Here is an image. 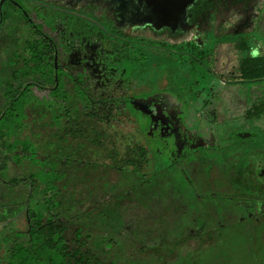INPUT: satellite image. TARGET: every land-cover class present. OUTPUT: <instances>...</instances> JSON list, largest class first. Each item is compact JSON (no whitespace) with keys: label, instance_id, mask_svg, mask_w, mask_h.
<instances>
[{"label":"rangeland","instance_id":"obj_1","mask_svg":"<svg viewBox=\"0 0 264 264\" xmlns=\"http://www.w3.org/2000/svg\"><path fill=\"white\" fill-rule=\"evenodd\" d=\"M33 1L35 3L26 4V7L33 8L34 5L39 15L48 11L56 15V18L68 20L71 25H83L97 34H103L105 29L102 28V24L106 26L103 20L85 11L68 10L61 6L66 5L69 9L86 7L119 27L122 36L138 37L135 40L141 47L131 46V51L135 50V53L132 51L133 58L138 59L136 62L139 67L133 62L131 64L140 69V72L144 70L142 74L144 78L138 83L132 96L125 101V114L122 117L124 120L109 127L89 122V126L93 125L101 133L104 142L108 137L118 143L121 142L119 138L121 135L130 136L135 132L138 136L141 135L139 139L146 140L151 153L148 170L169 165L177 160L185 161L199 150H205L213 159L212 164L204 166V169L209 168L208 173L198 171L195 174L199 200L194 194L186 191L180 194L168 193L167 196L173 203L171 208H182L181 211L184 213L178 215L177 220H173L172 215L165 214L163 225L166 224V228L160 226L161 220L160 225L157 224L154 239L147 240L145 245L140 247L146 252L135 254L133 259L125 256L122 263L145 264L148 261L147 264H264V186L258 181H252V185L242 174L240 168L246 164L245 152L230 156L231 151L225 150L226 146L233 142V137H229L230 131H233L232 135L237 134L236 130L242 133L254 132L258 135L264 133V118L254 123L238 118L242 116L243 108L249 101L239 98L256 95L257 91L253 92V88L264 87V80L248 82L237 77L239 58L264 54V0H196L187 9V24L184 26L178 24L174 27L121 23L112 5L105 0H43L54 5L46 2L36 4L38 0ZM19 2L21 3V0ZM241 20L244 21L243 24H239ZM234 24H237L239 31L250 35L253 53L231 52L223 43L218 48L214 32L227 29ZM12 27L14 26L9 22H4L0 26V115L10 97L16 94V87L20 84L13 80L11 73L14 66L10 64L19 55L10 41L13 32L9 28ZM166 45L175 47L167 49ZM192 45L196 49H191ZM182 50L195 55L203 51L206 55L205 65L199 67L190 56L188 58V55L182 56L176 52ZM225 83H231L230 87L235 86L237 92H234V88L226 87ZM39 86L36 89L43 92L42 88L45 86L41 88ZM36 89L28 88V91L21 95L20 100L27 113L21 130H15L18 134L11 131V135L17 137L20 144L12 152L7 153L9 160L5 161V164L9 166L6 165L7 171L0 172L4 179L22 177L27 174L28 169L33 170L36 166L41 169L43 166L41 162L51 164L54 159L59 160L63 154L56 135L49 141L52 137L49 133L60 131L62 127L66 128L62 116L66 106H63L59 90L56 91L57 96L48 98L36 94ZM231 98L236 99L234 104L230 103ZM209 108H212V114L208 113ZM169 118L170 121L179 120L178 127L168 122ZM20 122H14L13 127H17ZM44 124L45 130L42 128ZM255 141L256 139H253L248 143L253 147ZM181 143L185 147L183 152L179 151ZM258 143L264 147L262 140H258ZM87 148L92 150L89 144ZM67 149L69 150L68 147ZM175 149L178 151H174ZM22 150L26 155L24 167L23 164L16 163L17 156H20L16 152L20 153ZM91 156L84 155L86 161H93ZM73 157L74 167L82 166L76 163L78 157L76 153ZM90 168L93 171V167ZM185 169L189 172L188 164L185 165ZM42 179H45L44 175L40 177V181ZM5 196L9 202L17 198L12 192ZM155 202L161 204L160 200ZM250 205L255 206L254 213L249 212ZM139 206L138 204L137 207ZM7 211V227H14L16 231L24 230V218L15 220L12 226L9 220L12 218L10 214L13 209ZM187 215H196L192 219L198 218L195 220L197 223L202 221L203 226L195 227V230L211 231L208 237L211 238V243L201 244L199 240L191 243L184 239L177 243L162 241L163 238L170 240L177 237L172 233L183 224L182 218ZM4 225L3 223L0 227L4 228ZM162 231L166 233H161Z\"/></svg>","mask_w":264,"mask_h":264},{"label":"trees","instance_id":"obj_2","mask_svg":"<svg viewBox=\"0 0 264 264\" xmlns=\"http://www.w3.org/2000/svg\"><path fill=\"white\" fill-rule=\"evenodd\" d=\"M19 1L6 0L1 6L0 26L4 22L14 26L9 28L13 32L10 41L19 55L10 65L14 66L11 70L13 80L20 84L0 115V172L7 171V153L20 144L11 131L15 133L23 127L27 109L23 108L20 98L28 88H35L34 84L57 85L46 96L55 97L59 90L63 106H66L62 113L66 128L49 133L53 137L49 141L56 135L60 142L63 154L59 160L54 159L51 164L41 162V169L38 166L28 169L26 175L18 178L4 179L0 174V225L5 224L4 228L0 227V264H123L125 256L133 259L135 254L145 251L140 247L154 239L161 220L159 225L166 228V224L163 225L165 214L177 220L178 215L184 213L182 208H171L173 203L167 194L186 191L199 200L195 174L198 171L208 173L209 168L204 169L205 163L200 169L190 167L186 172L183 165L173 162L148 170L151 153L146 140L139 139L141 135L136 132L130 136L121 135L123 143L110 137L104 142L101 133L93 125L89 126L90 121L109 127L124 120V104L119 100L138 87V79L133 75L137 73L131 66L127 50L130 44L137 42L136 37H127L121 44L117 40L108 42L117 49L116 56L119 50H123L121 53L127 50L126 59H122L124 83L107 79L111 74H105L100 60L96 66L89 60L83 65L73 64V71L66 73L61 62L70 56L71 45L79 48L81 44L94 42L99 47L109 35L97 34L83 25H71L68 20L56 18L48 11L39 15L34 5L27 8L29 2ZM251 40L249 34L237 30H222L215 35L216 44L223 43L236 53H253ZM54 46L58 52L54 51ZM136 60L132 62L139 65ZM110 61L112 57L104 63L113 65ZM237 71V77L243 81L264 80V54L239 58ZM36 92L41 94L37 89ZM263 112L264 101L255 104L249 116L252 118ZM16 121L21 122L13 127ZM42 128L45 130L46 125ZM87 144L92 146L91 151ZM16 153L20 155L17 165L23 164L24 150ZM74 153L78 155L75 162L82 165L77 168L72 162ZM85 154L92 155L94 160L86 161ZM42 175L45 179L40 181ZM8 192L15 193L17 198L9 202L5 196ZM157 200L161 204L155 202ZM8 209H13L10 224L13 226L15 220L23 217L24 230L7 227ZM193 216L196 217L182 218L183 224L172 233L177 237L162 241L177 243L184 239L191 243L196 240L201 244L211 243L208 238L211 231L195 230L203 225L202 221L195 222L198 218L193 220Z\"/></svg>","mask_w":264,"mask_h":264},{"label":"flooded vegetation","instance_id":"obj_3","mask_svg":"<svg viewBox=\"0 0 264 264\" xmlns=\"http://www.w3.org/2000/svg\"><path fill=\"white\" fill-rule=\"evenodd\" d=\"M6 0H0V2H2L1 6H3V4L5 3ZM12 3H15L16 0H9ZM29 3H35V1L33 0H25ZM108 1L112 7H113V11L116 13V17L118 19V21H120L121 23H129L131 25H146V24H150L153 27H161V22L159 21V19H155L153 18L152 20H150L149 18H152V16H148L149 11L147 9H145L144 7H142V5H137L136 2H130L129 0H105ZM37 2V0H36ZM41 2H46L48 4L54 5V3L52 2H48V1H43V0H38V2L36 4H42ZM65 7L68 10H82L85 11L87 13L92 14L93 16H95L96 18H100L101 20L104 21L106 26H103L102 24V28L104 27L105 29V34H108V38H106L104 41L102 40L100 45H98L99 47H97L94 42L90 45H84L81 44V46L79 48H76V45H71L70 46V56L66 57L65 60L63 62H61V66H63L64 71L66 73H70L73 71L72 67L73 64L75 66H79L80 64L83 65L86 64L89 61H92L93 64L96 66L99 62V60L101 61V65L100 67L104 70L105 74H111L110 76H108L107 79L109 80H113L115 83H122L123 82V76L125 74V69H124V63H122V59H126L124 57L125 52L128 50V54H129V61L132 63L133 55L135 53V50L133 49L132 51L134 53H132L131 51V46L134 48L137 47H141L140 44L137 43H132L130 44V47L125 51L122 52L123 50H119V54L116 56L115 54H117L115 51H117V49H115V47L112 45H110L108 42H115L117 40L118 44H121L123 41L126 40L127 37H136V36H129V35H124L122 36L121 31L119 29V27H117L115 24L113 25V23L104 20L102 17L97 16L93 11L88 10L86 7H81L79 9H69L66 5H62L61 7ZM64 11V10H63ZM2 15V14H1ZM133 19V21L131 22L129 19ZM2 23V21H1ZM158 23H160V25H158ZM244 21H239V24H243ZM100 24V26H101ZM174 26L178 25L176 23L173 24ZM108 26V27H107ZM173 27V26H172ZM101 28V29H102ZM103 29V30H104ZM231 31V30H238V26L237 24L232 25L231 27L227 28V29H220V30H216L214 32V40H215V35L218 34L219 31ZM116 32V33H115ZM241 33H244L242 31H240ZM118 33V34H117ZM246 34H248L247 32H245ZM138 38V37H136ZM143 41V40H142ZM165 43V42H163ZM189 45L191 43H188ZM218 48H220V46H222V44H217ZM225 45V44H224ZM170 47H173L174 45H169ZM227 46V45H225ZM228 47V46H227ZM165 48V47H164ZM186 48V47H185ZM191 49H196L195 46H190ZM222 48V47H221ZM54 51H57V48L54 46ZM81 49V50H80ZM169 49V48H167ZM172 50V49H171ZM189 50V48L187 49V51ZM253 50V47H252ZM179 52V55H188L192 58V60L194 62H197V64L202 66L205 65L204 61L206 62V55L204 54L203 51H199L201 52L203 55H195V54H190L189 52H186L184 50L182 51H176ZM172 53V52H169ZM109 57H112L113 61H110L113 63V65H108L107 63H104L106 60L109 61ZM124 57V58H123ZM202 63V64H201ZM134 64H132L131 66L135 69L137 74H133L135 77H137L138 79V83L141 82V79L144 78V76L142 75L144 70L140 72V69L136 68L135 66H133ZM139 67V65H137ZM208 70H210V68H208ZM150 71V69L148 70ZM146 71V72H148ZM113 74V75H112ZM133 76V77H134ZM100 83V82H98ZM124 83V82H123ZM35 88L40 85V84H34ZM231 83H225L226 87H230ZM41 86L44 85H40L39 88H41ZM57 87V85L55 86L53 85H48L45 86V88L43 89V92L40 91V93L44 96H46L47 92L53 91L55 88ZM254 87V86H252ZM235 89L234 92H237L235 86L230 87V89ZM203 91V89H201ZM257 91V94L254 95L253 97L250 96L248 97H240L239 99H245L246 101L249 99L248 104L246 102V105L243 108L242 111V116H239V119H243L246 121H252V123L261 120L264 118V112L261 114H257L258 116H253L252 118H250L249 116V111L251 109H253L254 105H258V103L263 102L264 101V87H258V88H253V92ZM231 92V91H230ZM132 94V93H131ZM129 95L128 97L125 98H121L119 100V102H122L124 104V110H125V101L126 99H128L129 97H131L132 95ZM48 97V96H47ZM238 97V96H237ZM238 99V98H237ZM212 101V100H211ZM236 102V99L231 98L230 103L234 104ZM212 108L208 109V113L212 114ZM125 114V111H124ZM237 120V119H235ZM233 120V121H235ZM170 121V118L168 119V122ZM232 121V120H231ZM178 122L179 120H174L172 119V121H170V123L173 126L178 127ZM172 126V127H173ZM230 127H226V129H228ZM234 128V127H233ZM232 130V129H229ZM237 134L236 135H232L233 131H230V138L233 137V142L226 146L225 150H228L227 152H230V156L233 154H238L239 152H245V166L241 167L240 170L242 172V174L244 176H246V179L249 180L250 183H252V181H258L261 185L264 186V147H262L260 145V143H258V140H262L264 142V133L258 135V133H254V132H247L246 133H242V132H238V130H236ZM235 132V131H234ZM258 137V138H257ZM236 138V139H235ZM256 139L253 147L251 145V143H248L249 141ZM231 140V139H230ZM263 144V143H262ZM184 145L183 143L180 144V150L181 152H183L184 149ZM174 151H178V149H175ZM262 152V153H261ZM202 156H205V159H201ZM202 160V161H201ZM173 162H179V164L183 165L185 167V165L188 164V167H193V169H200V167L204 166V164H212L213 163V159L212 157L205 152V150H199L197 152H195V154L190 155L189 159H186L185 161H173ZM231 168L228 169V171H230ZM253 185V183H252ZM258 185V184H256ZM254 205H250V207L248 208V210H250V213H254L253 209H254ZM256 208H258L256 206ZM256 212V211H255Z\"/></svg>","mask_w":264,"mask_h":264},{"label":"water","instance_id":"obj_4","mask_svg":"<svg viewBox=\"0 0 264 264\" xmlns=\"http://www.w3.org/2000/svg\"><path fill=\"white\" fill-rule=\"evenodd\" d=\"M130 2H136L137 5H142L149 11L148 16L152 20L153 18L159 19L161 25L173 26L174 23L179 25H186L187 21V9H189L196 0H129ZM0 2V24L2 21ZM131 22L133 19H129ZM160 25V23H158Z\"/></svg>","mask_w":264,"mask_h":264},{"label":"crops","instance_id":"obj_5","mask_svg":"<svg viewBox=\"0 0 264 264\" xmlns=\"http://www.w3.org/2000/svg\"><path fill=\"white\" fill-rule=\"evenodd\" d=\"M238 75V74H237Z\"/></svg>","mask_w":264,"mask_h":264}]
</instances>
